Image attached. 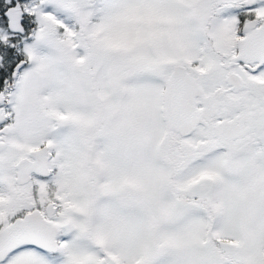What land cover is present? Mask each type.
Wrapping results in <instances>:
<instances>
[{"label":"snow or ice","instance_id":"snow-or-ice-1","mask_svg":"<svg viewBox=\"0 0 264 264\" xmlns=\"http://www.w3.org/2000/svg\"><path fill=\"white\" fill-rule=\"evenodd\" d=\"M0 264H264V0H0Z\"/></svg>","mask_w":264,"mask_h":264}]
</instances>
